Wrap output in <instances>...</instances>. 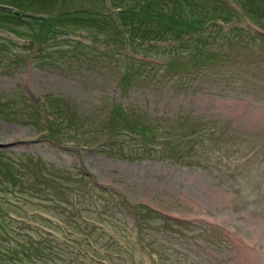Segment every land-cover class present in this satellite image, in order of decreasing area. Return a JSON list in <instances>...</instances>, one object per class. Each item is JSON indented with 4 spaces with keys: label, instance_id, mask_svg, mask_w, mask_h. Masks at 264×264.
I'll list each match as a JSON object with an SVG mask.
<instances>
[{
    "label": "rangeland",
    "instance_id": "1",
    "mask_svg": "<svg viewBox=\"0 0 264 264\" xmlns=\"http://www.w3.org/2000/svg\"><path fill=\"white\" fill-rule=\"evenodd\" d=\"M178 11L201 19L196 37L159 33ZM11 13L64 34L39 44L0 22L16 240L53 233L55 264H264V0H0Z\"/></svg>",
    "mask_w": 264,
    "mask_h": 264
},
{
    "label": "trees",
    "instance_id": "2",
    "mask_svg": "<svg viewBox=\"0 0 264 264\" xmlns=\"http://www.w3.org/2000/svg\"><path fill=\"white\" fill-rule=\"evenodd\" d=\"M177 2L180 5L185 4L184 1H177ZM167 13L168 14L165 16L168 18L167 21L176 23V26L173 28L169 26L168 29H164V32L162 30L159 33H163L162 35L171 33L173 34L172 37H173V40L175 41L180 40L183 36L182 35L183 33L184 34L190 33L191 35L196 37L199 34V32H196L195 29H202L204 27V24L201 23V19H198L197 17H191L189 19H186L184 17L183 11H180V12L178 11V13H174V12L172 13L167 12ZM11 14L16 17L15 20L11 19V17L4 16V17H0V22L2 25L5 26V28H3L4 30H7L10 33H13L17 36H20V34L17 32L15 28H12L13 25H15V27L22 26V25L23 26L30 25V27L34 30L32 31V33L36 38L35 41L38 42L39 44L42 43L44 39H45L44 41L50 40L51 34L56 33L55 35H64L63 33H60L59 31H57L58 30L57 28L59 27H56L54 23L52 21L50 22L46 17H41V18L34 17L33 19L35 20H32V24H30V21L28 22V19H24L21 17L19 18V15L17 13L15 14L11 13ZM119 14H121V11ZM221 14L223 15H220V16L217 15L211 21L215 22L216 20L220 19L223 23H226V24L231 23L232 20L230 19L229 15H226V13H223V12ZM253 23L255 24V22ZM127 24H129V22H127L126 25ZM165 24L167 27V23ZM135 25L136 24L134 23L133 27H136ZM180 27L183 30L181 31L177 30V28H180ZM233 29L234 27L231 28L230 31H232ZM159 37H161V35H159ZM260 37L264 39V36H260ZM208 38H209V35L208 36L201 35V37H199L200 45L197 47V53H199V55L204 54L203 46H205L206 43L208 42L207 41ZM74 43H78V42H74ZM127 132L132 133V132H139V131L130 125L127 129ZM0 165L2 166L3 170L6 171L5 172L6 175L9 176V181H12V180L16 181L13 175V172H12L16 170V167H17L16 163L9 160L8 162H0ZM40 165L39 164L36 165L38 170L40 171L44 170L45 168L43 169V167H41ZM42 178L43 180L46 179V182H50V179H47L46 177H42ZM39 218L43 221H46L45 218H42L41 216H39ZM19 221L20 220H15L14 218L10 216L3 215L0 211V264H19V263H16L17 260L15 259H18V262H20V264H38V261H37L38 258L43 259V264H55L56 259L61 260L63 259L62 257H65V256L67 257V252L64 249H62V247H59L62 245H59L57 243L60 240L53 233L47 230H44L42 227H29V231L35 233V236L32 238V236L29 237L28 234L23 233V234H19L22 240H16L12 236V234L8 232L7 227H9V223L21 224ZM49 225H51V223H49ZM24 229L26 230L25 227ZM10 231L12 232L13 230H10ZM86 241L89 247L93 245L92 243H90L88 239ZM118 248L120 247L118 246ZM106 253L107 252H105V254ZM80 257L86 258L87 254L83 253ZM87 258H89V256ZM2 260H5L6 263H4Z\"/></svg>",
    "mask_w": 264,
    "mask_h": 264
}]
</instances>
